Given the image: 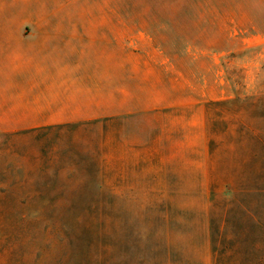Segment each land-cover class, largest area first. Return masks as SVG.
Masks as SVG:
<instances>
[{
	"label": "rangeland",
	"instance_id": "rangeland-1",
	"mask_svg": "<svg viewBox=\"0 0 264 264\" xmlns=\"http://www.w3.org/2000/svg\"><path fill=\"white\" fill-rule=\"evenodd\" d=\"M75 28L129 40L127 55L114 47L111 115L75 137L97 160L94 174L116 199L109 215L121 220L107 226L113 251L96 263L213 264L211 184L264 196V0H0V54L20 30ZM11 112L0 108V143L35 126ZM55 258L33 254L25 264Z\"/></svg>",
	"mask_w": 264,
	"mask_h": 264
},
{
	"label": "trees",
	"instance_id": "trees-1",
	"mask_svg": "<svg viewBox=\"0 0 264 264\" xmlns=\"http://www.w3.org/2000/svg\"><path fill=\"white\" fill-rule=\"evenodd\" d=\"M95 122L43 125L3 134L2 264H25L33 254L43 260L56 257L53 264H97V258L112 253L108 241L115 232H108L107 226L120 225L121 220L117 222L108 211L116 199L105 180L95 175L97 160L75 140L82 126ZM217 147L218 142L210 139L209 154H216ZM217 173V168H210V176ZM228 187L210 186L213 208L208 234L213 264H264V196L233 193Z\"/></svg>",
	"mask_w": 264,
	"mask_h": 264
},
{
	"label": "crops",
	"instance_id": "crops-1",
	"mask_svg": "<svg viewBox=\"0 0 264 264\" xmlns=\"http://www.w3.org/2000/svg\"><path fill=\"white\" fill-rule=\"evenodd\" d=\"M113 33L112 29L75 28L20 30L9 35L20 38L5 41L9 50L0 54L7 65L0 69V108L12 110L13 117L34 118L29 122L34 127L110 116L114 47L126 55L129 49V40H118ZM120 78L125 108L130 95L128 72Z\"/></svg>",
	"mask_w": 264,
	"mask_h": 264
}]
</instances>
